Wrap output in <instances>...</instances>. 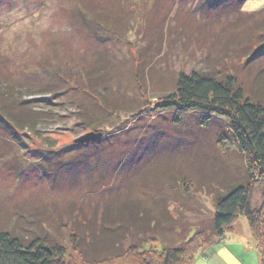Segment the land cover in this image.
<instances>
[{
	"label": "rangeland",
	"instance_id": "obj_1",
	"mask_svg": "<svg viewBox=\"0 0 264 264\" xmlns=\"http://www.w3.org/2000/svg\"><path fill=\"white\" fill-rule=\"evenodd\" d=\"M232 1L0 0L2 84L36 85L53 92L23 98L28 106L43 113L35 133L25 130L14 134L0 124V212L8 208L22 216L46 214L49 223H43L40 230L33 228L36 235L49 236L68 249L71 264H81L70 245L74 229L62 228L58 215L73 203L77 217L82 218L86 211L78 202L92 191V181H120L123 168L142 178L156 169L155 156L159 153L169 165L171 153L181 156L185 150L193 159L200 151H213L219 159L217 164L225 160L244 171V159L234 146H228L227 154L223 151L226 146L222 147L224 153L217 152L214 135L220 129L218 121L211 120L209 132L200 129L203 115L164 113L161 107L169 101L180 74L206 72L215 56L228 59L219 46L220 32L214 33L211 41L206 36L227 19L225 10L216 7ZM263 8L264 0H245L241 11L250 14ZM112 9L116 23L102 24L99 16ZM104 55L113 67L106 77L98 70ZM103 98L110 108L119 109L102 110ZM85 115L101 127L88 128L89 120H82ZM91 133L101 134V138L75 143ZM215 163L216 159L209 169L215 170ZM224 173L216 170L219 179ZM227 179L234 180L232 176ZM49 181H57L59 189L52 188ZM218 184L214 183L212 192L220 189ZM258 184L248 200L251 210L259 212L264 205V180ZM165 190L173 229L147 244L144 254L154 252L156 262L162 250L182 243L180 239L190 240L200 227L208 226L216 212L207 190ZM52 222L58 229L48 228ZM175 223L182 228L178 236ZM255 231L245 217H237L225 240L214 238L182 264H261L264 233L259 226ZM132 237L121 245V252L133 245ZM122 264L133 263L127 260Z\"/></svg>",
	"mask_w": 264,
	"mask_h": 264
},
{
	"label": "trees",
	"instance_id": "obj_2",
	"mask_svg": "<svg viewBox=\"0 0 264 264\" xmlns=\"http://www.w3.org/2000/svg\"><path fill=\"white\" fill-rule=\"evenodd\" d=\"M244 1L235 0L216 7L225 10L227 19L219 22L217 29H211L209 36H206L211 41L214 33L220 32L219 46L225 50L228 59L225 61V58L221 60L215 56L210 59L206 72L190 76L180 74L169 101L161 107L164 113L174 111L203 115L200 129H209V132L211 120L218 121L220 129L214 135L217 152L220 153L222 147L226 146L223 151L227 154L228 146H234L238 155L243 157L246 169L241 171V168L230 166L225 160L217 164L219 159L213 151L212 154L207 152L210 154L207 156L206 152L197 150L200 152L193 159L184 149L185 154L181 156L171 153L173 160L169 165L164 164L162 153H159V156H155L156 169L142 178L135 171L130 172L122 167L120 181H110L108 178L92 181V186H89L92 191L78 202L84 205L87 217L84 214L78 218L79 212L74 211L73 203L68 204V209L61 216L57 214L62 228L74 229L70 245L80 257L81 264H122L127 260H132L133 264H182L188 257H194L195 252L210 245L214 238L225 240V233L240 216L247 219L252 232H256L259 226L264 233V205L261 211H253L248 200L252 188L264 180V34L261 33L264 30V8L256 13H243ZM99 18L102 24L112 25L116 23L115 10H108ZM229 39L232 43H228ZM101 60L99 65L98 60L96 62L98 70H102L103 77H106L113 67L105 55ZM223 70L226 73H221ZM35 86L5 85L0 77V124L14 134L25 130L35 133L37 122L43 115L23 102L24 96L53 93L51 89ZM101 106L106 111L118 108H110L107 98H103ZM82 120L87 122L89 116L85 115ZM86 126L92 130L101 127L100 123L90 120ZM151 154L155 155L153 152ZM213 159H216L215 170L213 167L209 169ZM216 170L220 175L226 172L221 176L223 179L218 178ZM230 176L234 180L227 179ZM49 182L52 188L59 189L57 181ZM214 183H219L220 189L212 192ZM166 187L173 193L180 188L185 192L190 191L191 187L196 192L207 190L216 212L208 226L200 227L190 240L180 239L182 243L162 250L161 258L156 262L154 252L152 255L144 254L147 244L173 229ZM6 211L0 212V264L72 263L66 247L55 243L49 236L43 238L36 235L33 228L40 230L49 223L46 214H32L31 217L22 216L13 209L6 208ZM53 227L58 229L54 222L48 226L49 229ZM176 229L178 236L182 228L177 225ZM24 234L31 237H22ZM131 236L133 245L121 252V245ZM260 262L264 264L261 256Z\"/></svg>",
	"mask_w": 264,
	"mask_h": 264
},
{
	"label": "water",
	"instance_id": "obj_3",
	"mask_svg": "<svg viewBox=\"0 0 264 264\" xmlns=\"http://www.w3.org/2000/svg\"><path fill=\"white\" fill-rule=\"evenodd\" d=\"M101 138V134H89V135H86L85 137L77 140L75 143L76 144H84V143H88L89 141L91 140H96V139H100Z\"/></svg>",
	"mask_w": 264,
	"mask_h": 264
}]
</instances>
